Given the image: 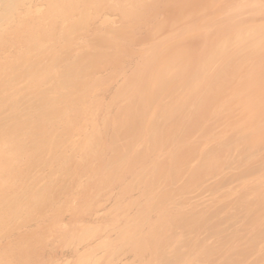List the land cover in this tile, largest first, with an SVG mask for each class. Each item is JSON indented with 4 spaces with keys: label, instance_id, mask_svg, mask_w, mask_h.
I'll use <instances>...</instances> for the list:
<instances>
[{
    "label": "rangeland",
    "instance_id": "obj_1",
    "mask_svg": "<svg viewBox=\"0 0 264 264\" xmlns=\"http://www.w3.org/2000/svg\"><path fill=\"white\" fill-rule=\"evenodd\" d=\"M63 1L69 6L62 0H22L23 6L12 11V0H0V174L9 176L3 184L0 176V264H264V210L262 215L247 212L244 218H227L226 224L220 217L228 207L222 201L244 190L254 189L252 204L264 197L260 157L228 167L205 163L215 154L210 142L218 134L242 144L247 138L242 125L246 130L259 126L251 115L240 119V129L223 127L212 117L229 87L237 86L239 113L255 92L264 99V49L245 51L250 40L264 39V27L248 39L237 31L247 22L264 24V0H216L192 17L180 7L179 20L170 24L156 12L151 21L150 14L141 19L144 3L136 11L139 18L121 12L124 0ZM51 5L56 12L64 10L71 25L63 31L61 45H50L53 40L44 34V44L33 47L26 30L20 29L22 11L30 8L24 13L29 23L42 29L50 21L44 12ZM135 18L138 22H132ZM187 30L199 41L190 47L191 55L177 53L180 60L160 61L158 41L166 46L186 40ZM151 31L153 37L145 38ZM225 38L226 48L221 42ZM167 48L168 54L177 50ZM79 54L89 55L94 63L81 65L73 59ZM204 58L210 60L209 72L199 77L196 70ZM229 65H245L238 79ZM214 76L213 83L223 92L207 91L202 102L206 110L192 120L197 99L210 90ZM149 91L155 95L151 103L136 109L132 121L125 118L140 93ZM130 99L134 102L128 103ZM48 133L50 138H43ZM187 216H192L188 223ZM221 231L230 239L228 245Z\"/></svg>",
    "mask_w": 264,
    "mask_h": 264
},
{
    "label": "bare ground",
    "instance_id": "obj_2",
    "mask_svg": "<svg viewBox=\"0 0 264 264\" xmlns=\"http://www.w3.org/2000/svg\"><path fill=\"white\" fill-rule=\"evenodd\" d=\"M3 1V0H2ZM5 1V0H4ZM15 1H17V2H15ZM71 2H73L74 0H70ZM79 1V0H78ZM76 2L77 4L79 3V2ZM104 1V0H103ZM106 1H109V0H105V2ZM111 1H113V0H111ZM115 2H116V4L117 3H121L122 1L121 0H118V2H117V0H114ZM121 1V2H120ZM124 1H126L125 3H124ZM123 1V4H125L126 6H124V5H120L119 7H121L122 9H123V11H121V12H124V14H126V13H128V15H127V17L129 16V17H131L129 14H132L133 16H134V14H135V16L136 15H138V16H136V17H139V12H138V14H137V12L136 11H139L142 7H144V5H145V9L143 10V13H142V15L140 16L141 17V19H143V18H147L146 17V15L148 14H150L149 15V17L150 18H148L150 21H151V16L153 15H156L155 14V12L156 13H160L162 16H164L165 17V19H167V21H170L169 22V24L170 23H173V22H176L177 20H179V17L176 15V13L180 10V7H182V8H185L186 10H188V12H189V14H191V17H192V15H195V12L197 11V12H201V9L202 8H204V10H205V7H210V6H212L213 4H214V2L216 1V0H124ZM143 1V2H142ZM223 1V0H222ZM248 1V0H247ZM14 2V3H13ZM22 2V0H12V3H9V5H8V9H13L14 10V6H16L17 8L19 7V5L20 4H22L21 3ZM62 2L64 3V1L62 0ZM229 2H232V1H229ZM52 3H53V0H52ZM59 3H60V1L57 3L56 2V5L58 4L59 5ZM62 3V4H63ZM65 3H68V4H65ZM64 3V5L65 6H69V4H70V2L68 1V2H65ZM74 3V2H73ZM144 3V5L142 6V4ZM216 3H217V1H216ZM223 3V2H222ZM62 4H61V6H62ZM105 4V3H104ZM29 5V4H28ZM64 5H63V7H64ZM103 5V4H102ZM215 5V4H214ZM229 5V4H228ZM250 5V4H249ZM251 5H254V4H251ZM13 6V7H12ZM21 6H23V5H20V7ZM49 6V5H48ZM53 6H54V4H53ZM53 6L51 5L50 7H47L48 9H46V11L44 12L45 13V17L46 16H50V21L49 20H47V22H48V25L45 27V28H42V29H38L35 25H34V23L31 21L30 23H29V15H27V14H24V13H27V12H30V8H27V7H25L24 9H23V13H22V18H23V21L25 20V19H27L26 21V23H28V24H25V21L23 22L22 20V23H23V27L22 28H20L21 30L22 29H25L26 30V32H27V34H25V31H24V34H25V36H27L28 37V39L29 38H31V40H32V46L33 47H36V45L39 43V42H41V43H43L44 44V39H45V36H44V34H47V35H49V41H51V40H53L52 41V43H50V45L51 44H57V46L58 45H61L62 44V42L64 41V39H63V31H66L67 29H68V27H70V23L68 24V22H67V20L65 19V17L67 16V14H66V12L63 10V11H61V12H56V8H55V11L54 10H52L53 9ZM61 6H59V7H61ZM83 6V5H82ZM100 6V5H99ZM115 6V5H114ZM29 7V6H28ZM66 7V8H67ZM70 7H72V4H71V6ZM73 7H75V6H73ZM80 7V6H79ZM118 7V6H117ZM116 7V8H117ZM61 9H65V7L64 8H61ZM111 9L113 10V8L111 7ZM115 9V8H114ZM121 9V10H122ZM12 10V11H13ZM68 10H70V9H68ZM79 10V9H78ZM82 10V9H81ZM117 10H120V8H117ZM233 10V9H232ZM232 10H230L229 12H231ZM2 10H0V13H2L1 12ZM10 11V10H9ZM116 11V10H115ZM141 11H142V9H141ZM186 12V11H185ZM199 12V13H200ZM118 13H119V11H118ZM253 13V12H252ZM14 14V13H13ZM123 13H121V15H122ZM152 14V15H151ZM4 16V18H5V15H1V17H3ZM134 16V17H135ZM160 16V15H159ZM159 16H158V18H159ZM188 16H190V15H188ZM12 18H13V16H11ZM11 17H10V19H11ZM21 17H19V21H20V18ZM122 17H124L125 18V16L123 15ZM139 17V18H140ZM155 17V16H154ZM161 17V16H160ZM182 17V16H181ZM207 17V16H206ZM205 17V18H206ZM212 17V16H211ZM247 17V16H246ZM7 18V17H6ZM209 18V17H208ZM207 18V19H208ZM248 18V17H247ZM7 19H9V18H7ZM6 19V20H7ZM16 19H18V18H16ZM127 19V18H126ZM129 19V18H128ZM136 19L137 18H135L132 22H134V21H136ZM154 19H156V18H154ZM153 18H152V20L153 21H155ZM206 19V20H207ZM254 19V18H253ZM3 20V19H2ZM1 19H0V21H2ZM5 20V19H4ZM131 20V19H130ZM258 20V19H257ZM18 21V24L17 25H19V23L21 22H19ZM127 21V20H126ZM140 21H142V20H140ZM149 21V22H150ZM159 21H161V20H159ZM202 21V19L200 20V22ZM243 21V20H242ZM241 21V22H242ZM254 21V20H253ZM4 22V21H3ZM136 22H138V21H136ZM144 22H146V23H148L147 22V19L145 20L144 19ZM183 22V21H182ZM181 22V23H182ZM199 22V23H200ZM240 22V21H239ZM256 22V21H255ZM21 23V24H22ZM140 23V22H139ZM154 23V22H153ZM156 23H157V21H156ZM166 23V22H165ZM177 23V22H176ZM193 23V22H192ZM5 24V23H4ZM25 24V25H24ZM151 24V23H150ZM14 25V24H13ZM17 25H15V27H17ZM132 25V24H131ZM177 25V24H176ZM239 25V24H238ZM19 26H21V25H19ZM138 27H139V25H138ZM144 27H145V25H144ZM261 27H264V24L262 23V24H259V25H257V24H255V23H253V22H247V23H244V24H240L239 26H238V33L240 34V36H243V37H247V39L248 38H251L252 37V34H256V31L259 29V28H261ZM0 28H1V25H0ZM12 28V27H11ZM14 28V27H13ZM163 28V27H162ZM19 29V28H18ZM19 29V30H20ZM49 29H51V30H49ZM148 29V28H147ZM146 29V30H147ZM20 30V31H21ZM152 30H153V28H152ZM2 31V30H1ZM0 31V32H1ZM57 31V32H56ZM142 31H144V30H140V32H142ZM148 31V30H147ZM188 32H185V34H183L184 36H187L188 38H186V40H183V41H179L180 39H177V40H175V42H172V43H168V44H166V46H163V43H162V39H160L159 41H158V43H159V45H157L156 46V49L157 50H159V52L161 51L162 53H160L161 54V59H160V61H164V62H169V63H171V62H175V61H177V60H180V59H177L176 58V54L178 53V54H181V56L183 57V58H188V56H190L191 55V53H190V47L193 45V47L192 48H194L195 46H196V44L199 42L198 40L196 41V40H193V39H196V37L194 36V34H192L193 33V31L192 32H190V30H187ZM161 32V31H160ZM159 32V33H160ZM191 33V34H188V33ZM106 33V32H105ZM158 33V32H157ZM175 33H176V31H175ZM2 34V33H1ZM0 34V35H1ZM69 34H71V33H69ZM147 34V33H146ZM172 34V33H171ZM14 35V34H13ZM17 35H19V34H17ZM67 35V34H66ZM131 35V34H130ZM142 35V34H141ZM2 36V35H1ZM8 36V35H7ZM65 36V35H64ZM128 36V35H127ZM136 36V35H135ZM140 36V35H139ZM138 36V37H139ZM10 37V36H9ZM20 37H23L22 35L20 36ZM26 37V38H27ZM44 37V38H43ZM144 37L145 38H152L153 37V32L151 31V32H148V34L147 35H144ZM193 37V38H192ZM13 39H14V37H12ZM26 38H24V39H26ZM16 39H17V37H16ZM15 39V40H16ZM61 39H63L62 41H61ZM92 39H94L93 37H92ZM127 39V38H126ZM130 39V38H129ZM20 40V39H19ZM48 40V39H47ZM46 40V41H47ZM223 40V39H222ZM3 42H4V40H2ZM14 41V40H13ZM12 41V42H13ZM21 41V40H20ZM20 41L17 43V44H19L20 43ZM23 41V40H22ZM26 41V40H25ZM227 38H225L223 41H221L222 43H223V47L224 48H226V44L229 42V41H227ZM7 42V41H6ZM15 42H17V41H14V44H15ZM27 42V41H26ZM25 42V43H26ZM220 42V43H221ZM9 43V42H8ZM41 43H39V44H41ZM11 44V43H10ZM17 44H15V46L17 45ZM31 44V43H30ZM67 44V43H66ZM68 44H69V42H68ZM96 44V43H95ZM230 44V43H229ZM2 45V44H1ZM20 45V44H19ZM168 45V46H167ZM219 45V44H218ZM10 46H12V45H10ZM8 47V46H7ZM6 47V48H7ZM29 47V46H28ZM167 47H173V48H177V50L175 51V52H171L170 54H168L169 53V49L167 48ZM63 48V47H62ZM72 48V47H71ZM90 48V47H89ZM166 48H167V50H166ZM246 49H245V51H247V52H251V51H262L263 49H264V39H253V40H250L249 41V45L248 46H246L245 47ZM2 49V48H1ZM9 49V48H8ZM14 49H15V47H14ZM48 49V48H47ZM218 49V48H217ZM49 50V49H48ZM215 50H216V48H215ZM221 50V49H220ZM0 51H2V50H0ZM31 51V50H30ZM46 51V50H45ZM71 51V50H70ZM100 51V50H99ZM102 51V50H101ZM17 52H18V50H17ZM37 52V51H36ZM72 52V51H71ZM121 52V51H120ZM4 53V52H3ZM31 53V52H30ZM38 53V52H37ZM46 53V52H45ZM85 53V52H84ZM164 53V54H163ZM70 54V53H69ZM215 54V53H214ZM2 55H4V54H2ZM10 55V54H9ZM52 55V54H51ZM75 55H76V53H75ZM112 55V54H111ZM114 55V54H113ZM116 55H118V54H115V56ZM165 55H168V56H165ZM6 56V55H5ZM15 56V55H14ZM17 56H19V55H17ZM46 56V55H45ZM89 56V55H88ZM88 56H86V55H80L79 54V56H77V58H73V59H78V62L79 63H81V65H83V66H85L84 65V63H86V66H88L87 65V63L88 62H90V63H88V64H91V63H94V61L93 60H90V56L88 57ZM110 56V55H109ZM222 56V55H221ZM7 57V56H6ZM14 58V57H13ZM52 58V57H51ZM50 58V59H51ZM62 58V57H61ZM67 58H68V56H67ZM108 58V57H107ZM110 58V57H109ZM181 58V57H180ZM213 58V57H212ZM5 59H7V58H5ZM9 59V58H8ZM43 59V58H42ZM58 59V58H57ZM72 59V60H73ZM111 59V58H110ZM115 59V58H114ZM211 59V58H210ZM14 60V59H13ZM12 60V61H13ZM47 60V59H46ZM52 60V59H51ZM63 60V59H62ZM113 60V59H112ZM2 61H4V60H2ZM17 61V60H16ZM48 61V60H47ZM55 61V60H54ZM59 61V60H58ZM61 61V60H60ZM71 61V60H70ZM92 61V62H91ZM108 61V60H107ZM207 61H210L209 60V58H204V60L200 63V67H199V69H197L196 70V72H197V74L199 75V77H201V76H206V74H207V72H209V71H207V70H209V67H208V65L207 64H210L209 62H207ZM49 62V61H48ZM51 62H53V61H51ZM62 62V61H61ZM67 62V61H66ZM77 62V63H78ZM113 62V61H112ZM211 62H212V60H211ZM54 63V62H53ZM76 63V64H77ZM59 64H60V62H59ZM74 64V63H73ZM108 64V63H107ZM132 64V63H131ZM5 65V64H4ZM3 65V66H4ZM51 65V64H50ZM207 65V66H206ZM225 65V64H224ZM223 65V66H224ZM2 66V65H1ZM48 66V65H47ZM60 66H62V65H60ZM107 66V65H106ZM141 66V65H140ZM245 65H243V66H239V67H232L231 65H229V67H227L228 68V71L229 72H231L232 74H233V77L234 78H237L238 79V76H240L241 74H242V72H243V70H242V68L244 67ZM5 67V66H4ZM10 67V66H9ZM8 67V68H9ZM77 67V66H76ZM48 68V67H47ZM55 68H57L56 66H55ZM51 69H52V67H51ZM64 69H65V67H64ZM150 69V68H149ZM245 69H246V67H245ZM2 70V69H1ZM8 70V69H7ZM60 70V69H59ZM78 70V69H77ZM109 70H111V69H109ZM135 70V69H134ZM145 70V69H144ZM148 70V69H147ZM3 71V70H2ZM121 71H122V69H121ZM124 71V70H123ZM163 71H165V70H163ZM221 71H223L222 69H221ZM43 72V71H42ZM54 72V71H53ZM65 72V71H64ZM113 72V71H112ZM131 72H132V70H131ZM135 72V71H134ZM146 72V71H145ZM44 73V72H43ZM58 73V72H57ZM63 73V72H62ZM138 73V72H137ZM166 73V72H165ZM164 73V74H165ZM113 74V73H112ZM132 74H134V73H132ZM209 74V73H208ZM218 73H216V75H217ZM46 77L48 76V74H47V72L44 74ZM66 75V74H65ZM71 75H73V74H71ZM130 75V74H129ZM138 75V74H137ZM140 75H141V73H140ZM144 75V74H143ZM166 75V74H165ZM215 75V76H216ZM69 76V75H68ZM116 76V75H115ZM145 76V75H144ZM214 76V78L212 79V82H211V85H210V90H206L205 91V93L203 94V95H201L202 97H199V99H197V101H198V103L195 105L196 107H194V109L197 111V112H195L194 113V117H193V119H192V117H191V119L192 120H194V119H198V113H201V112H204L206 109L204 108L205 106H203L204 104L202 103V102H204V100H206V98H207V94H208V92H211L213 89L215 90V89H217V90H221L222 92H223V87H221V86H218V85H216V84H214L213 83V80H216V77ZM81 77H82V75H81ZM117 77H118V75H117ZM166 77V76H165ZM168 77H169V75H168ZM167 77V78H168ZM45 78V77H44ZM66 78H68V77H66ZM109 78H110V76H109ZM113 78H114V75H113ZM163 78V77H162ZM68 79H70V78H68ZM128 79V78H127ZM201 79V78H200ZM133 80H135V79H132V81ZM167 80V79H166ZM61 81V79L58 81V82H60ZM101 81V80H100ZM109 81V80H108ZM123 81V80H122ZM125 81V80H124ZM239 81V80H238ZM106 82V81H105ZM112 82V81H111ZM147 82V81H146ZM61 83V82H60ZM103 83H104V81H103ZM128 83H129V81H128ZM145 83V82H144ZM96 84H98L97 82H96ZM106 84V83H105ZM119 84H121V82H119ZM124 84V83H123ZM122 84V85H123ZM131 84V83H130ZM233 84V83H232ZM231 84V85H232ZM53 85V84H52ZM121 85V86H122ZM143 85V84H142ZM230 85V86H231ZM56 86H58V84H56ZM61 87V86H60ZM59 87V89H61ZM119 87V86H118ZM127 87V86H126ZM143 86H141V88H142ZM237 86H232V87H229L228 89H227V91H226V96H225V98H223L222 99V102H220V105L218 106L219 107V109H218V111L216 112V110L214 109L213 111V116L214 117H212V119L214 120V122H218V123H221V124H223V127L225 126V127H230V124H232L231 125V127H233V128H238V129H240V126L241 125H239L241 122V120L240 119H242L243 117L244 118H248L250 115H251V117H252V119H254L255 120V122H257L258 124H259V126H257V127H255L254 129H250V128H248V130H246V125H242V127H244V130H245V132L243 133V135L245 136V137H247L246 138V140L242 143V144H238V143H236V142H234L233 140H226L225 139V137L226 136H223V135H220V134H218L216 137H214V139L210 142L211 144L213 143L214 145H215V147H214V153L215 154H213L209 159H208V161L206 160L205 161V163H206V166L207 167H209V168H213V167H215V166H217V165H220V166H222V167H224V166H226V167H228L227 165H229V164H235V163H239V162H243V161H245V159H247V158H253V157H257V156H259L260 158L259 159H257V161H258V164H261L262 165V167H264V155L263 154H261V153H263L264 152V99H262L260 96H259V94H256V92L253 94V95H251V97H250V99H248L247 101V108L245 109V111L244 112H238V111H236L237 110V107H238V105H239V102L236 100V98L234 97L235 96V93H236V91H235V88H236ZM54 88V87H53ZM101 88V87H100ZM145 88V87H144ZM123 89V88H122ZM129 89V88H128ZM53 90V89H52ZM102 90H104V89H102ZM164 90V89H163ZM43 91V90H42ZM44 91H45V88H44ZM101 91V90H100ZM177 91V90H176ZM208 91V92H207ZM50 93H51V91H50ZM142 93H143V91H142ZM173 93H175V92H173ZM96 94V93H95ZM94 94V95H95ZM144 94V93H143ZM160 94V93H159ZM71 95V94H70ZM137 94L135 93V95L134 96H136ZM141 95V96H140ZM140 95H137V97L138 96H140V98H137V100L135 101V103H136V105L135 106H133L132 108H131V110H129V112L126 114V117L125 118H128L129 120L131 119V121H132V115H133V112H136V109H145V107H147L149 104L148 103H151V98L153 97V96H155L154 94H153V91H149L148 92V95H142L141 93H140ZM174 95V94H173ZM89 96H92V94L91 95H89ZM88 96V97H89ZM175 96V95H174ZM176 96H177V93H176ZM87 97V96H86ZM98 97V96H97ZM158 97V96H157ZM93 98V97H92ZM48 99V98H47ZM91 99V98H90ZM96 99V98H95ZM54 100V99H53ZM93 100V99H92ZM49 101V100H48ZM86 101V100H85ZM89 101V100H88ZM91 101V100H90ZM110 101V100H109ZM113 101V100H112ZM130 102H128V103H131V102H134L133 100H129ZM83 103V102H82ZM110 103V102H109ZM127 103V104H128ZM90 104V103H89ZM159 104V103H158ZM87 105V104H86ZM129 105V104H128ZM127 105V106H128ZM37 106V105H36ZM99 106V105H98ZM33 107V106H32ZM40 107V106H39ZM80 108V107H79ZM127 110V109H126ZM125 110V111H126ZM149 110V109H148ZM138 111V110H137ZM208 111H210V110H208ZM73 112V111H72ZM103 112H105V111H103ZM114 112V111H113ZM146 112V111H145ZM236 112H237V114H236ZM76 113V112H75ZM78 113V112H77ZM76 113V114H77ZM82 113V112H81ZM106 113V112H105ZM116 113V112H115ZM139 113V112H138ZM142 113V112H141ZM72 114V113H71ZM84 114V113H83ZM143 114V113H142ZM142 114H141V116H142ZM208 114H210V113H208ZM107 115H109L108 113H107ZM115 115V114H114ZM205 115V114H204ZM204 115L202 116V117H200L199 118V120L201 121V120H203V118H204ZM212 114H210L209 116H211ZM80 116H82V115H80ZM245 116H247V117H245ZM71 117V116H70ZM75 118H77V116L75 117ZM86 118V117H85ZM106 118V117H105ZM186 118H188V117H186ZM205 118H206V116H205ZM209 118V117H208ZM233 120H232V119ZM68 119H70V118H68ZM74 119V118H73ZM118 119V118H117ZM207 119V118H206ZM75 120V119H74ZM77 120V119H76ZM142 120V119H141ZM187 120V119H186ZM232 120V123H230V121ZM143 121V120H142ZM206 121V120H205ZM208 121V120H207ZM79 122V121H78ZM88 122V121H87ZM99 122H100V120H99ZM105 122V121H104ZM202 122V121H201ZM199 123V122H198ZM76 124V123H75ZM211 124V123H210ZM214 125V124H213ZM101 126V125H100ZM211 126V125H210ZM209 126V127H210ZM217 127V126H216ZM47 128V127H46ZM67 128V127H66ZM85 128V127H84ZM88 128V127H87ZM108 128V127H107ZM222 128V127H221ZM72 129V128H71ZM220 129V128H219ZM70 131V130H69ZM182 131V130H181ZM45 131H43L42 133H40L41 135L44 133ZM68 133V132H67ZM104 133H106L105 131H104ZM49 134V136L48 135H46V134H44L43 136V138H45V139H47V138H50V136H51V134L50 133H48ZM72 134V133H71ZM63 135V134H62ZM178 135V134H177ZM38 136V135H37ZM59 136H60V134H59ZM176 136V135H175ZM184 136V135H183ZM56 137V136H55ZM58 137V136H57ZM31 138V137H30ZM38 138V137H37ZM42 138V137H41ZM54 138V137H53ZM67 138V137H66ZM3 139V138H2ZM34 139V138H33ZM62 139V138H61ZM177 139V138H176ZM43 140V139H42ZM42 140H40L41 142H42ZM59 140V139H58ZM65 140V139H64ZM35 141H37L36 140V136H35V139H34V141H33V143L35 144ZM70 141V140H69ZM11 142V141H10ZM15 142V141H14ZM31 142V141H30ZM32 143V142H31ZM54 143V142H53ZM29 145V144H28ZM206 145V144H205ZM208 145H210V144H208ZM3 146V145H2ZM60 146V145H59ZM125 146V145H124ZM67 147V146H66ZM72 148V147H71ZM125 148V147H124ZM216 148V149H215ZM110 149V148H109ZM15 150V149H14ZM23 150V149H22ZM120 150V149H119ZM218 150V151H217ZM3 151V150H2ZM4 151H6V150H4ZM16 151V150H15ZM60 151V150H59ZM17 153V152H16ZM19 153V152H18ZM21 153V152H20ZM3 156H5V155H7V153L5 154H2ZM64 155V154H63ZM74 155V154H73ZM12 157H13V154L11 155ZM16 156V155H15ZM11 157V158H12ZM18 157H19V155H18ZM24 157V156H23ZM17 158V157H16ZM79 158V157H78ZM8 159H9V157H8ZM13 159V158H12ZM12 159H9V160H12ZM19 159H20V157H19ZM23 159V158H22ZM76 159V158H75ZM4 160H5V158H4ZM6 160H7V158H6ZM9 160H7V162H9ZM23 161H24V159H23ZM250 162V161H249ZM259 162H262V163H259ZM192 163V162H191ZM256 164H257V162H255ZM254 163V164H255ZM5 165V164H4ZM7 165V164H6ZM15 165V164H14ZM18 165V164H17ZM239 166H241L240 164H238ZM260 165V166H261ZM192 166V165H191ZM1 167V169H3L2 168V166H0ZM190 167V166H189ZM7 169H8V167H6ZM253 168V167H252ZM236 169V168H235ZM241 169V168H240ZM243 169H244V167H243ZM245 170V169H244ZM248 170H250V169H248ZM235 171V170H234ZM243 171V170H242ZM252 171H253V169H252ZM256 171H257V169H256ZM3 172V171H2ZM6 172V173H5ZM5 172H3V173H5V175L6 174H8L7 173V171L5 170ZM238 173V172H237ZM11 174V173H10ZM262 174V173H261ZM12 175V174H11ZM237 175V174H236ZM241 175V174H240ZM0 176H2L1 174H0ZM8 176V175H7ZM12 176H14V175H12ZM9 177V176H8ZM8 177L6 178V179H8ZM1 178V177H0ZM4 178V176H2V180L3 179H5ZM13 178V177H12ZM243 178V177H242ZM11 179V178H10ZM227 180V179H226ZM246 180V179H245ZM1 181V180H0ZM6 183H7V181H5ZM242 182V181H241ZM4 183V180H3V182H2V184ZM5 183V185H7ZM240 183V182H239ZM260 183V182H259ZM17 184V183H16ZM11 186V185H10ZM18 187V186H17ZM23 187V186H22ZM1 188H3V186L1 187V184H0V189ZM6 189V188H5ZM9 189V188H8ZM251 190H253L254 191V189L253 188H251ZM253 191L252 192H250V191H246V190H244L243 191V193H240L239 195H234L233 197H231V199L229 198V200H227V199H225V200H223L222 202H223V205H224V207L226 208V206H228L227 208H226V212H227V214L225 213L223 216H220L221 218H222V224H226V222L228 223V221H226L225 219H227V218H229V219H232V217L234 216V218L235 217H237L238 215H239V217L241 218H244V216H245V214L247 213V212H249V213H257L258 215H262V211L264 210V197L262 198V199H260L257 203H253L252 204V201H251V196H252V194H253ZM3 194H5V192H3ZM6 196V195H5ZM7 198H9V197H7ZM12 199H13V197H12ZM221 199V198H220ZM17 200V199H16ZM65 202V201H64ZM1 203V202H0ZM222 205V204H221ZM226 205V206H225ZM216 208V207H215ZM221 209V208H220ZM224 209V208H223ZM227 209H231L232 211L231 212H229V211H227ZM48 214V213H47ZM41 215V214H40ZM241 215V216H240ZM244 215V216H243ZM190 218H192V216H187V217H185L184 219H185V221L188 223L189 221H190ZM35 219V218H34ZM39 219V218H38ZM235 220H236V218H235ZM235 220H233V222H235ZM238 221V220H237ZM48 222V221H47ZM219 222V221H218ZM45 223V222H44ZM52 223V222H51ZM231 223V222H230ZM221 224V223H220ZM163 226V225H162ZM264 226V225H263ZM159 227V226H158ZM223 227H227V226H223ZM55 228V227H54ZM222 228V227H221ZM196 229V228H195ZM194 229V230H195ZM222 229H224V228H222ZM206 230H208V229H206ZM206 230H205V232H206ZM219 230H220V228H219ZM244 230V229H243ZM257 231H261V227H259V228H257L256 229ZM195 231H197V230H195ZM218 231V230H217ZM241 231V230H240ZM239 231V232H240ZM198 232V231H197ZM205 232H204V234H205ZM217 233H219V232H217ZM223 232L221 231V233H219L220 234V236L222 237V239H223V244L224 245H228L229 244V242H230V239L228 240V237H226V239L224 238L225 236L224 235H221ZM239 234V233H238ZM217 235V237H218V234H216ZM228 236V235H227ZM233 236V235H232ZM158 237V236H157ZM221 237H220V239H221ZM191 240V239H190ZM193 240H194V238H193ZM219 241V240H218ZM199 242V241H198ZM232 243V242H231ZM185 244V243H184ZM190 244V243H189ZM188 243H187V245H189ZM192 244V243H191ZM171 245V244H170ZM166 246V245H165ZM165 246H163L164 248H165ZM173 246V245H172ZM167 247H169V246H167ZM228 247V246H227ZM1 248V247H0ZM162 248V247H161ZM173 248V247H172ZM171 248V249H172ZM179 248V247H178ZM160 250V249H159ZM163 250V249H162ZM166 250V249H165ZM175 250H176V248H175ZM242 251H244V249H241ZM143 251V250H142ZM155 251H156V249H155ZM164 252V251H163ZM166 252V251H165ZM211 253V252H210ZM160 254V253H159ZM209 254V253H208ZM161 255H162V253H161ZM177 255V254H176ZM206 255V254H205ZM5 256V255H4ZM138 256V255H137ZM160 256V255H159ZM207 257V256H206ZM157 259V258H156ZM163 259V258H162ZM158 260V259H157ZM5 261V260H4ZM4 261H2V262H4ZM156 261V260H155ZM167 261V260H166ZM6 262V261H5ZM162 263V262H161ZM161 263H159V264H161ZM166 263V262H165ZM170 263V262H169ZM168 263V264H169ZM158 264V263H157Z\"/></svg>",
    "mask_w": 264,
    "mask_h": 264
}]
</instances>
